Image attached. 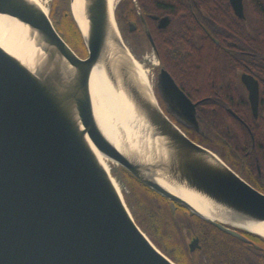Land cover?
<instances>
[{"label": "water", "instance_id": "water-1", "mask_svg": "<svg viewBox=\"0 0 264 264\" xmlns=\"http://www.w3.org/2000/svg\"><path fill=\"white\" fill-rule=\"evenodd\" d=\"M74 1L70 8L85 57L37 2L0 0V15L28 29V41L21 32L16 39L21 51L30 52V61H23L0 44V264H180L138 224L95 149L168 199L173 214L179 203L241 240L251 241L241 231L264 238L250 229L264 221V192L219 153L192 139L164 110L153 87L141 81L122 36L118 3L114 8L111 0H83L81 21ZM231 1L244 16L243 0ZM168 24L167 16L159 19L160 27ZM97 69L125 94L148 141L139 144L140 130L132 125L136 137L127 138L121 125L123 136L115 139L123 149L107 136L91 86ZM243 80L257 116L258 82L248 74ZM159 91L170 111L199 127L200 101L194 102L165 66ZM159 178L192 190L241 224L212 219ZM196 243L198 236L192 249Z\"/></svg>", "mask_w": 264, "mask_h": 264}, {"label": "flooded vegetation", "instance_id": "flooded-vegetation-1", "mask_svg": "<svg viewBox=\"0 0 264 264\" xmlns=\"http://www.w3.org/2000/svg\"><path fill=\"white\" fill-rule=\"evenodd\" d=\"M50 1L53 4L56 0ZM122 1L123 0L118 1L117 7H119ZM147 1L151 8L154 6H159L163 12H151L145 16L140 9L138 0H134L135 8L137 9V15H131L130 17H126V19L120 20L117 13V8V19L119 24L121 23L120 25L122 31L125 34L128 32L131 34H136L140 31L141 26L146 32L145 24L142 21L140 13L143 14L151 35V29L153 28H155V30L158 29L159 31H162L163 40L165 42L164 58L169 65L171 64L170 68L173 72L168 66L162 64L161 55L157 49L156 42L152 35L156 47L153 46L151 40L149 39L151 42V49L158 59L157 65L153 66V69H156L155 82L157 97L164 110L183 129L185 128V132L190 137L191 135L188 133L190 130L201 132L198 109V106L201 103L211 101L213 103L215 102L228 105L249 104L251 107L250 90L243 80V76L245 74L253 76V78L258 82V115L255 116L251 108L252 114L255 118H258L261 115V112H263L262 116H264V111H262L261 108L262 105H264V33L259 31V26L262 23L259 22L260 20L254 12L255 7L251 2L252 0H243L244 16H240L236 12L231 0ZM258 4H264V0H258ZM229 6L231 11H233L234 16L232 15V12L229 11ZM154 16H158V19L154 18ZM166 16L169 18V24L166 27H160L159 19ZM129 22L135 23L136 27L133 30H131ZM123 25H125V28ZM204 41L211 42V45L209 44V46L212 53L209 54L211 55L212 60L218 63V65H213L208 68V71L211 74L210 90L216 92L215 94L205 95L200 93L198 96H201V98L194 100L192 96L184 90L179 70L176 71L178 66L175 64L178 62L180 54L183 53V50L181 49L182 47L186 45L188 47L194 45L196 48H204L206 47ZM161 66H165L167 68L177 84L194 102L200 101V103L197 105V117L199 121L198 128H195L188 121L180 118L177 113L169 110V102L159 91V73ZM199 69H202V67H199ZM196 89L200 90L199 87H196ZM220 91H226V93H219ZM234 114L238 119L243 121L244 125L248 129V132L252 137V144L255 147L254 151H258V154L264 159V146L260 149H258V146H255L256 137L253 135L249 123L242 119L237 113L234 112ZM263 131H260L259 134L264 133ZM231 155V161L226 162L249 183H251L260 191L264 192V175H262L261 166L258 163L259 155L257 156L254 153L252 154L250 150H246L245 156H242L238 151L231 152ZM252 160H255L258 163V173L250 170L252 166ZM167 201L169 202L168 199ZM174 216L178 217L180 226L183 228V232L185 233V237L188 238L187 244L190 251L201 250L204 243L206 242L213 244V247L222 242L225 244L223 245V248L230 251L238 258H245L246 264H264V240L259 236H256V234L247 231H241L251 241L247 242L241 240L219 229L217 226L209 223L208 221L196 216L179 203H176V211ZM199 226L201 228H199ZM210 234H213L216 239H210L208 237ZM196 236H198V243H196L194 245V249H192V240L195 239ZM231 247L232 249L234 247L235 250L233 249V251ZM239 247H241L243 250L240 251L241 249ZM215 253L218 252L215 251ZM245 253H247V255L251 253L249 256L250 259L245 255Z\"/></svg>", "mask_w": 264, "mask_h": 264}, {"label": "trees", "instance_id": "trees-1", "mask_svg": "<svg viewBox=\"0 0 264 264\" xmlns=\"http://www.w3.org/2000/svg\"><path fill=\"white\" fill-rule=\"evenodd\" d=\"M251 2L255 7L254 12L259 18V22L262 23L259 26V31L264 33V4L259 5L258 0H252ZM138 3L145 16L151 12H163L159 6L151 8L147 0H138ZM229 11L232 12L234 16L230 6ZM117 13L120 20L126 19V17H130L131 15L136 16L137 9L135 8L134 0H123L118 7ZM50 15L54 19L55 26L63 37L77 48L78 45H82L81 49L78 50L81 52L80 54L82 56L86 55L87 49L86 46L83 45L80 30L72 15L70 0H56L52 4ZM140 28V31L136 34L128 32L125 35H127L133 44L140 50H145L147 47L151 48V42L145 30L142 26ZM151 31L157 49L161 55L162 64L168 66L172 71L170 68L171 64L169 65L164 58L165 42L163 40L162 31L158 29L155 30V28L151 29ZM204 43L206 45L204 48H196L194 45L182 47L183 53L180 54L178 62L175 64L178 66L176 71L179 70L184 90L190 94L194 100L201 98V96H198L200 93L205 95L215 94L216 92L210 90L211 74L208 68L213 65H218V63L214 62L209 54L212 53L209 46L211 42L204 41ZM199 67H202V69H199ZM196 87H199L200 90H197ZM219 93L225 94L226 91H220ZM261 108L262 111H264V105H262ZM198 109L201 132L195 130L188 131L193 139L217 151L227 162L231 161V152L233 151H238L242 156H245L246 150H250L252 154L254 153L257 156L259 155L258 151H254L255 147L252 144V137L248 129L243 121L236 117L234 112L249 123L252 133L256 137L255 146H258V149L264 146V133L259 134L260 131L262 132L264 130L263 112H261L258 118H255L249 104L228 105L213 103L211 101L201 103ZM258 157V163L261 166L262 175H264V159L260 155ZM258 163L252 160L250 170L258 173ZM123 170L125 181L131 189L132 201L139 211V217L136 218L138 224L149 233L151 239L157 246L176 262L180 264H246L245 258H238L230 251L223 248L225 244L222 242L214 247L212 246L213 244L206 242L201 250L190 251L185 245V238L184 242L182 240L185 234L183 228L180 226L178 217L174 216L172 213L167 199L124 168ZM199 228L201 227L199 226ZM256 236L259 235L256 234ZM208 237L212 240L216 239L213 234H210ZM259 237L264 240L263 237ZM233 249L235 250L234 247ZM215 251L218 253H215ZM217 255L219 256V260H216Z\"/></svg>", "mask_w": 264, "mask_h": 264}, {"label": "bare ground", "instance_id": "bare-ground-1", "mask_svg": "<svg viewBox=\"0 0 264 264\" xmlns=\"http://www.w3.org/2000/svg\"><path fill=\"white\" fill-rule=\"evenodd\" d=\"M37 2L45 11L48 10V0H33ZM83 0H75L73 3V9L75 12L76 17L82 21L81 15V3ZM118 0H111L110 5L115 8ZM11 19H8L5 15H0V44L9 51L11 50L14 52L15 55H18L22 58L23 61L28 60L30 61V52L21 51V45L19 41H17V36L19 32L24 35L23 40L29 39V31L21 24L16 22H11ZM23 46L27 48V45L23 43ZM134 69L137 72L138 76L140 77L141 81L149 88H152V84L150 81V64L153 67L157 65L158 59L155 56H146L142 60L134 58L132 59ZM91 86L93 88V99L95 103V110L97 115H101L103 119L102 127L107 134V136L113 140L115 143V139L117 136H123V130L120 129L121 125H123L124 129H126L127 138L136 137L137 133L133 130L132 126L137 127L140 130V135L137 140L140 143H144L148 141V131L145 128V125L141 122L138 115L136 114L135 110L133 109L131 103L126 98L125 94L117 89L111 81L108 79L107 75L103 72V70L97 69L95 70L92 78H91ZM99 113V114H98ZM99 118V117H98ZM134 133V134H133ZM135 142H137L135 140ZM120 148L121 144L116 143ZM123 149V148H122ZM97 156L101 163L104 165L106 170L108 171L109 175L112 176V179L117 186L118 190L122 194V190L118 180L114 176L113 167V160L107 157L106 155L100 153L98 150L95 149ZM161 183L169 189L171 192L179 194L184 199L189 201L193 204L198 210H200L205 215L211 217L212 219L223 222L225 225L231 224H241L240 221L230 217L226 212H224L221 208L215 207L212 203H210L205 198L201 197L197 193L193 192L182 186H177L167 179L159 178ZM250 229L256 233H260L264 235V221L262 222H255L250 224Z\"/></svg>", "mask_w": 264, "mask_h": 264}, {"label": "rangeland", "instance_id": "rangeland-1", "mask_svg": "<svg viewBox=\"0 0 264 264\" xmlns=\"http://www.w3.org/2000/svg\"><path fill=\"white\" fill-rule=\"evenodd\" d=\"M119 1V0H118ZM48 4V10H49V14L51 12V7H52V2L49 0L47 2ZM118 8V7H117ZM51 16V15H50ZM53 19V18H52ZM53 22L55 24V21L53 19ZM121 24V23H120ZM123 27L125 28V25H123ZM120 28H121V25H120ZM121 31H122V28H121ZM122 36H123V39H124V42L125 44L128 46V49L132 52L133 55H135L134 57L137 58V59H140L142 60L144 57H146L147 55L148 56H153L154 55V52L151 48H146L145 50H140L135 44H133V42L129 39V37L127 35H125V33L122 31ZM83 39V38H82ZM71 45H73V48L80 54L81 52L79 51L82 47L78 45V48L76 46H74V44L71 43ZM83 45L85 46L84 44V40H83ZM79 49V50H78ZM81 55V54H80ZM150 68H151V71H150V81H151V84H152V87L157 95V91H156V82H155V76H156V69H153V67L151 66V64L149 65ZM185 129V128H184ZM113 167L115 168L114 170V176L116 177V179L118 180V183L120 184V187H121V190H122V195H123V198L125 199V202L127 203L131 213L133 214V216L135 217V219L137 217H139V211L137 209V206L134 204V202L132 201V193H131V189L129 188V186L127 185L126 181H125V177H124V170L123 168L117 164L116 162L113 161ZM170 203V202H169ZM170 206V204H169ZM137 221V219H136ZM146 231V230H145ZM147 232V231H146ZM147 234L149 235V233L147 232ZM150 236V235H149ZM184 238H185V245L188 247V238L185 237V234L184 236L182 237V240L184 242ZM184 244V243H183ZM242 251L243 249L241 247H239ZM251 252V251H250ZM252 253V252H251ZM250 253V254H251ZM250 254L247 255V253H245V255L249 258ZM254 254V253H253ZM216 260H219V256L217 255L216 256ZM250 259V258H249ZM254 264V263H252Z\"/></svg>", "mask_w": 264, "mask_h": 264}]
</instances>
